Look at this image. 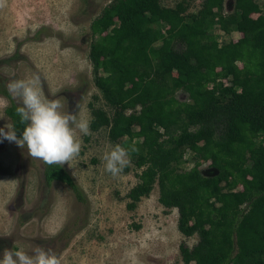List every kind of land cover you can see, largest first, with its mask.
I'll use <instances>...</instances> for the list:
<instances>
[{
  "label": "trees",
  "instance_id": "obj_1",
  "mask_svg": "<svg viewBox=\"0 0 264 264\" xmlns=\"http://www.w3.org/2000/svg\"><path fill=\"white\" fill-rule=\"evenodd\" d=\"M224 1L200 0L187 14L185 0H110L89 26L92 79L111 109L90 104V129L125 139L140 171L127 208L157 185L179 233L197 237L178 245L182 264H264V0H233L229 12ZM214 27L238 37L219 42ZM1 93L20 136L19 105ZM186 152L217 172L178 171ZM43 164L47 185L64 183L84 201L62 165Z\"/></svg>",
  "mask_w": 264,
  "mask_h": 264
},
{
  "label": "rangeland",
  "instance_id": "obj_2",
  "mask_svg": "<svg viewBox=\"0 0 264 264\" xmlns=\"http://www.w3.org/2000/svg\"><path fill=\"white\" fill-rule=\"evenodd\" d=\"M110 0H3L0 6V128L11 124L5 114L9 100L6 85L14 79L41 77L48 98H58L62 111L91 120L90 104L111 113L94 85L88 60L90 22ZM183 0H160L173 8ZM261 1V0H257ZM187 14L199 9L200 0H185ZM224 12L233 0L224 1ZM219 42L236 39L238 33L219 35ZM180 101L186 95L178 92ZM77 103L79 108H77ZM18 104V103H17ZM90 135L78 132L82 140L79 155L62 165L79 187V202L64 183L44 180V164L28 155L26 146L0 142V259L4 249L52 248L61 264H182L178 245H195L197 237L185 238L177 230V211L158 203L155 185L133 210L126 195L138 183L134 159L118 176L105 170L103 156L125 139L113 141L108 128ZM198 165L204 175L217 171L199 154L184 155L178 171ZM238 189L240 187H237ZM72 228L69 237L59 233Z\"/></svg>",
  "mask_w": 264,
  "mask_h": 264
},
{
  "label": "clouds",
  "instance_id": "obj_3",
  "mask_svg": "<svg viewBox=\"0 0 264 264\" xmlns=\"http://www.w3.org/2000/svg\"><path fill=\"white\" fill-rule=\"evenodd\" d=\"M0 6H3V0H0ZM6 87L19 105L15 111L24 127L18 136L11 124H5L0 128V142L7 140L20 148L26 146L30 157L47 165L69 164L79 155L82 140L78 132L91 134L89 119L62 111L64 105L60 99L45 96L38 73H33L31 78L11 80ZM132 151L137 149L133 148ZM103 161L105 170L114 177L118 176L130 164L129 152L116 145L104 154ZM32 253L4 249L0 264H61L52 248L37 245Z\"/></svg>",
  "mask_w": 264,
  "mask_h": 264
},
{
  "label": "flooded vegetation",
  "instance_id": "obj_4",
  "mask_svg": "<svg viewBox=\"0 0 264 264\" xmlns=\"http://www.w3.org/2000/svg\"><path fill=\"white\" fill-rule=\"evenodd\" d=\"M69 231L68 228H65L64 230H62L60 233H59V236H61L62 233H67ZM64 237V236H63ZM63 237H60V238H63Z\"/></svg>",
  "mask_w": 264,
  "mask_h": 264
}]
</instances>
